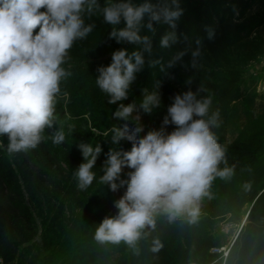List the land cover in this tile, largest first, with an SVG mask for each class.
<instances>
[{"label": "rangeland", "instance_id": "obj_1", "mask_svg": "<svg viewBox=\"0 0 264 264\" xmlns=\"http://www.w3.org/2000/svg\"><path fill=\"white\" fill-rule=\"evenodd\" d=\"M106 2L113 0H98L100 8ZM180 7L183 14L175 29L163 22H153L154 34L142 28V36H151V54L145 53V65L136 73L128 98L114 104L109 103L111 97L96 84L98 68L109 66L115 51L125 49L131 54L140 46L126 41L117 43L110 38L113 26L99 12L90 17L86 12L83 14L85 23L95 27L87 38L75 41L69 50L62 67L70 75L60 83L55 124L42 133L51 162L41 157L37 148L29 150L53 179V187L43 191V201L28 194L24 173L7 151L8 137L0 135V169L6 181L21 192L25 210L37 227L34 237L22 239L13 264H149L152 240L156 237L164 245L158 253L170 264H225V252L228 255L234 251L233 245L256 197L236 196L229 203H220L215 217L201 210L195 224L184 217L169 223L167 216L160 213L156 216V230H146L148 235L138 242V255L123 244L101 246L93 239L98 224L105 217L118 214L114 202L124 195L121 187L113 192L110 185L100 182L107 153L122 146L132 147L126 139L118 145L112 144L108 130L125 123L130 129L138 126L131 117L127 121L114 118L120 104H137L133 116L141 117L139 125L143 131L138 133L139 138L161 129L167 135L177 127L171 122L163 124L174 97L189 90L196 92L202 86L204 91L198 98L211 97L209 115L217 109L220 112V127L212 129L218 142L225 148L231 145L236 148L246 135L253 140L254 147L245 149L251 150V158L255 156L256 161L264 163V0H180ZM124 26L122 19L116 27ZM38 31L39 28L35 30ZM173 31L176 43L162 47V37ZM197 47L201 55L193 67L192 52ZM180 52L185 55L168 67ZM149 60L159 63L150 67ZM149 89L150 94L157 92L160 96V106L150 114L139 107ZM57 129L65 134L61 144L53 143ZM80 143H90L93 148L98 144L102 148L92 169L95 179L83 190L78 188L74 175L84 162L77 147ZM226 159L230 166L231 158ZM120 180L121 175L116 183ZM202 204L203 200L200 209ZM165 230L167 239L163 236Z\"/></svg>", "mask_w": 264, "mask_h": 264}, {"label": "clouds", "instance_id": "obj_2", "mask_svg": "<svg viewBox=\"0 0 264 264\" xmlns=\"http://www.w3.org/2000/svg\"><path fill=\"white\" fill-rule=\"evenodd\" d=\"M85 12L89 17L98 12L102 14L104 21L113 26L110 38L117 43L126 41L140 46L131 54L125 49L115 51L111 64L98 68L96 84L111 97L109 103L114 104L128 98L136 73L145 65V53L151 54V36H142V28L154 34L153 22H163L175 29L183 9L180 0H157L156 3L113 0L103 8L98 0H0V135L8 137L9 154L35 149L42 142L45 129L53 128L60 83L70 75L62 65L74 42L87 38L95 27L85 23ZM122 19L125 26L117 28ZM37 28L39 31L35 32ZM209 38H212L211 32ZM176 40L175 32H170L162 37L161 46L169 47ZM184 55V52L178 53L168 67ZM200 55L201 49L197 47L192 52L193 67ZM157 63L149 60L150 67ZM203 91L201 86L196 92L189 90L174 97L163 124L171 122L177 127L167 135L161 129L139 138L138 133L143 131L139 125L141 117L133 116L137 104L119 105L114 118L127 121L131 117L138 126L130 129L125 123L108 130L112 144L118 145L126 139L132 147L129 151L110 149L107 153L100 182L110 185L113 192L125 183L127 189L114 202L118 214L105 217L95 229L93 239L97 244H123L138 255V242L146 238V230H156L158 214L166 215L169 223L184 217L195 224L200 216L201 200L212 198L213 181L231 180L235 175L236 165L228 166L226 148L212 130L220 127V112L217 109L209 115L212 99L198 98ZM159 106L157 92H146L139 105L149 114ZM64 141L63 130H55L53 143ZM77 147L84 162L74 175L78 188L83 190L95 179L92 169L102 148L98 144L93 148L90 143H80ZM123 167L133 171L128 173V181L120 180L117 184ZM243 187L248 190L251 183ZM163 246L156 237L150 250L158 253Z\"/></svg>", "mask_w": 264, "mask_h": 264}, {"label": "trees", "instance_id": "obj_3", "mask_svg": "<svg viewBox=\"0 0 264 264\" xmlns=\"http://www.w3.org/2000/svg\"><path fill=\"white\" fill-rule=\"evenodd\" d=\"M148 90V94H150ZM254 131V130H253ZM246 135L239 140V146L226 147V157L231 158V165L235 164V175L231 180H221L216 178L213 183L214 188H210L212 198L204 197L201 210L215 217L217 205L220 203H229V199L236 196H249L255 198L245 225L240 231L234 251L227 255L225 264H264V163L256 161L255 156L251 158V150L245 148L250 146L252 149L254 143ZM7 147V145H6ZM235 147V146H234ZM258 147V146H256ZM41 157L50 159V154L45 149V140L36 147ZM130 148L122 146L120 151H129ZM264 154V153H263ZM11 159L19 165L26 178V190L30 197L43 201L44 192L53 187V179L43 171L42 166L35 159L33 154L20 152L10 154ZM251 158V159H248ZM230 165V166H231ZM223 168V167H222ZM133 171L128 167H123L121 171L122 180L130 179L128 173ZM11 178L14 176L11 175ZM251 183V187L245 190L243 185ZM212 183V184H213ZM121 191L125 193L127 183L121 186ZM37 227L30 215L27 214L24 207V199L21 192L11 183L6 181L0 169V259L1 264H13L12 261L18 251L22 239H30L36 235ZM167 232L163 234L168 238ZM239 244L238 248L236 245ZM236 248V249H235ZM149 264H170L166 262L160 253H152L149 258Z\"/></svg>", "mask_w": 264, "mask_h": 264}]
</instances>
